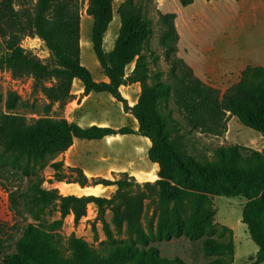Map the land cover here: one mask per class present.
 I'll return each instance as SVG.
<instances>
[{
	"label": "trees",
	"instance_id": "16d2710c",
	"mask_svg": "<svg viewBox=\"0 0 264 264\" xmlns=\"http://www.w3.org/2000/svg\"><path fill=\"white\" fill-rule=\"evenodd\" d=\"M116 1H121L115 10L119 29L106 55L103 38L113 20ZM192 3L193 0L179 1L181 7ZM85 14L92 20L91 47L105 82L93 80L80 63L79 0H37L32 12L17 11L13 0H0V45L3 43L0 71L7 70L17 78H30L33 91L43 95L48 109L54 104L63 107L72 100L74 80L81 83L83 97L90 93L108 94L136 121L137 134L149 141L146 156L158 167L157 180L140 184L125 172L113 180L88 179L81 169L72 167L67 168L75 175L70 183L81 188L114 187L113 194L109 198L63 196L57 189L46 190L32 183L24 198L40 209L55 205L59 213L55 226L68 216L78 223L85 216L87 206L92 205L97 209V221L105 237L111 240L112 232L104 218L105 211L109 210L115 231L133 237L138 246L123 243L95 249L71 235L69 255L64 256L58 237L41 225L27 224L14 243V252L4 253V229L0 225L1 263L186 264L178 258L160 257L157 248L148 245L149 239L153 230L155 238L163 241L180 237L194 241L205 236L212 229L216 215V209L209 202L211 197H241L245 201L240 222L257 247L254 264L264 263V152L236 144L220 146L214 150V162L200 163L186 153L182 135H171L159 110L160 102L171 101L189 132L221 137L227 131L229 118L234 117L264 139V68L245 67L239 81L221 94L201 82L177 57L176 16L158 11L161 25L158 41L169 65L170 83H165L161 72L151 76L149 71L150 63H156L159 58L150 59L143 53L144 44L153 35V23L145 5L135 0H88ZM28 35L43 42L48 52L46 62L20 47L22 38ZM131 64V72L126 73ZM133 84L139 85V95L135 104L128 107L119 89ZM18 101L16 93H7L6 109L13 110ZM133 134L128 127L82 128L65 118L45 116L26 121L16 114L0 115L1 156L12 154L16 159L25 158L33 163L66 152L75 140L93 141ZM62 166V162L51 164L56 182L66 179L59 173ZM187 200L191 201V207L185 219ZM149 209L156 216V222L154 226L148 222L146 233L141 220ZM224 230L231 232L226 227ZM201 252L206 257H214L205 264H232L233 242L206 237L201 242Z\"/></svg>",
	"mask_w": 264,
	"mask_h": 264
},
{
	"label": "rangeland",
	"instance_id": "374dc122",
	"mask_svg": "<svg viewBox=\"0 0 264 264\" xmlns=\"http://www.w3.org/2000/svg\"><path fill=\"white\" fill-rule=\"evenodd\" d=\"M17 11H33L37 0H13ZM141 2L148 10V16L153 23V35L144 44L143 53L149 58L157 56L156 63H150L149 71L152 76L156 72L163 74L162 81L170 83L169 65L165 60V50L159 45L161 25L158 21L157 12L163 13L162 3L164 0H135ZM180 0H168V10L178 9L184 19V31L191 39L197 38L206 48L212 49L213 53H223L224 57L230 54L231 44L227 40L229 34L226 29V20L229 17L228 9L232 0H193L192 5L184 8L179 4ZM88 0H79L80 11V63L91 74L93 80L101 82L106 80L103 71L98 65L97 59L91 47L92 20L85 14ZM121 1L113 3V20L109 24L103 38V49L107 55L113 47L118 34L119 18L115 10ZM175 13V12H173ZM179 21L178 26L180 27ZM20 44L31 56L40 61L48 60V52L41 40L36 36L28 35L22 38ZM261 44L264 49V43ZM3 52V43L0 45ZM194 47L188 43L187 53L195 58L197 56ZM133 64L127 66L125 72L130 73ZM154 81H149L152 84ZM47 85H50L48 83ZM82 87L80 82H73L71 87L72 100L77 103H69L59 107L57 104L47 108L48 102L42 94L34 92L32 80L28 77L17 78L7 70L0 71V115L16 114L22 116L26 121L40 117L65 118L72 120L77 114L82 117V126H100L110 128L128 127L134 131L133 135L123 136L117 140H75L72 147L66 152L47 156L43 162H28L25 158L16 159L15 155L5 154L1 156L0 148V225L4 229V253L14 252V243L21 236L23 228L27 224L41 225L47 232L52 233L59 239L60 249L64 256L69 255V237L83 240L88 246L98 249L103 245L133 243L138 244L133 237L125 233H117L111 224V212L105 211L104 218L109 224L112 239L108 240L102 229L101 223L97 221V209L89 205L86 214L78 223L73 222L72 216L66 217L58 226L54 222L59 220V213L55 205L40 209L39 206L31 204L24 198L28 187L32 183L40 184L43 189H57L60 195H75L109 198L115 188H105L101 185L95 187L81 188L78 184L70 183L75 175L67 168L76 167L85 171L88 178H104L113 180L119 173H127L137 183L153 182L157 180V165L151 164L146 156L148 148L143 144L144 138L137 134V123L129 115L123 112L122 105L112 100L105 93H91L88 100H83L82 95L77 99L78 88ZM121 96L126 100L128 107H132L139 95V85L133 84L119 89ZM16 93L19 101L16 107L9 111L6 109L5 101L7 93ZM83 100L82 106L79 105ZM159 110L167 121V127L173 136L179 133L183 136L184 148L200 163L214 162V150L220 146L240 145L255 151L260 150L258 138H263L257 132L242 126L234 117L229 121L231 137L228 141L225 134L215 137L202 132H189L181 117L175 110L171 101L160 102ZM80 111V112H79ZM93 123V124H91ZM91 124V125H90ZM264 141V140H263ZM258 152H264L262 148ZM62 162L63 166L59 173L65 175L63 182H56L53 178L54 170L52 163ZM210 204L216 209L214 224L205 236L198 240L189 241L183 237L163 241L153 236L149 239V246L157 248L160 257L173 259L178 258L186 264H205L214 257H206L201 252V242L206 238L222 239L224 242L232 240L234 253L232 264H254L257 247L250 240L246 227L241 224V211L245 201L241 197H211ZM147 203V202H146ZM191 201L185 202V219L190 213ZM153 226L156 216L152 210H147L142 218V226L146 233L147 224ZM228 228L231 232L225 231ZM222 255H226L223 253ZM0 264L1 257H0ZM264 264V263H262Z\"/></svg>",
	"mask_w": 264,
	"mask_h": 264
},
{
	"label": "crops",
	"instance_id": "0c3cea01",
	"mask_svg": "<svg viewBox=\"0 0 264 264\" xmlns=\"http://www.w3.org/2000/svg\"><path fill=\"white\" fill-rule=\"evenodd\" d=\"M167 2L168 0H164L162 3V10L165 9L162 14L175 12L174 14L176 17L174 25L179 36L176 55L192 69L194 75L201 82L219 90L220 93L223 94L229 87L239 81L241 72L245 69V67L261 66L264 68V49L261 44H256L264 43V0L231 1V6L228 9L229 17L226 20V29L229 32L227 40L231 44V52L227 57H224L223 53H213L211 51L212 49L206 48L201 40L197 38L191 39L188 35H186L184 31L185 26L183 24L184 19L181 17V11L178 9L168 10L169 6H166ZM179 21L181 22V30L178 26ZM188 43L192 44L194 49H196L195 53L197 54V52H199L197 56L200 55L201 57L195 58V56L193 57L191 54L187 53ZM105 81L106 80H104V82ZM73 82L79 81L74 80ZM77 88L79 90L77 99H79L80 95H82L83 89L80 86H77ZM90 95L91 93L86 97H83L82 95V99L88 100ZM83 100H81L82 102H80L77 106H82ZM72 103L77 102L76 100H72L69 105ZM76 115L77 116L72 120L68 119V122L75 123L83 128L82 117L80 114L76 113ZM232 118H229V121ZM229 121L227 123V131L225 133L227 141L231 137V131H229ZM121 137L123 136L107 137L102 140L110 142L111 140H117ZM144 140L143 144L148 148L150 143L147 139L144 138ZM258 140L259 144L255 147H261V149L264 148V139L262 140L258 138ZM260 150L258 149V151ZM83 172L87 174L85 171Z\"/></svg>",
	"mask_w": 264,
	"mask_h": 264
},
{
	"label": "built area",
	"instance_id": "2783aa9c",
	"mask_svg": "<svg viewBox=\"0 0 264 264\" xmlns=\"http://www.w3.org/2000/svg\"><path fill=\"white\" fill-rule=\"evenodd\" d=\"M20 47L23 48V47H22V44H20Z\"/></svg>",
	"mask_w": 264,
	"mask_h": 264
}]
</instances>
